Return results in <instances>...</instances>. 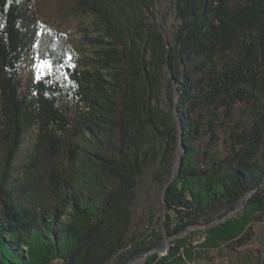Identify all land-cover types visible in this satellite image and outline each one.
<instances>
[{
	"label": "trees",
	"instance_id": "16d2710c",
	"mask_svg": "<svg viewBox=\"0 0 264 264\" xmlns=\"http://www.w3.org/2000/svg\"><path fill=\"white\" fill-rule=\"evenodd\" d=\"M136 1L139 22L118 19V0H66L67 12L93 18L91 51L78 54L34 0H0V264H257L240 248L264 217V0H171L170 34L160 0ZM30 54L52 75L22 89ZM150 162L157 179L171 176L164 254L160 236L127 237Z\"/></svg>",
	"mask_w": 264,
	"mask_h": 264
},
{
	"label": "rangeland",
	"instance_id": "374dc122",
	"mask_svg": "<svg viewBox=\"0 0 264 264\" xmlns=\"http://www.w3.org/2000/svg\"><path fill=\"white\" fill-rule=\"evenodd\" d=\"M36 13L39 20L56 31L64 34L71 45V48L78 54L89 53L90 46L85 39L86 31L83 28L92 27L93 18L87 15L74 16L71 12H67L66 0H34ZM118 19L120 21H128L130 17H134L139 22L141 16V4L136 0H118ZM171 0H160L157 2L159 19L158 23L164 32L172 33L176 27V19L171 9ZM47 62V67H41ZM52 68L48 61L37 59L34 55L24 57L21 61L20 81L22 89H28L30 85L37 80L50 78ZM56 78L59 81L67 82L66 74L63 69L56 71ZM69 85V84H68ZM163 106L168 113L175 114L172 103L164 96ZM35 129H31L23 138V142L19 148L15 158L13 173L21 174L23 164L27 161L32 152L34 144ZM159 172L157 162H150L144 169L142 175L137 179L135 188L132 191L130 200V224L127 237L135 241H153L159 236V246L156 248L160 254H164L171 246L173 237L166 233L163 222L167 221V216L174 221V212L166 209L163 201L164 187L171 178L169 172H162L157 179ZM238 210L242 209L243 203L240 202L236 206ZM237 210V211H238ZM236 211V212H237ZM254 236L250 243L242 248L250 249L259 257L257 264H264V224L256 222L253 224ZM198 233L191 234V240L197 241ZM260 244L262 246H260ZM136 258L127 264H141L142 260L136 261ZM135 261V262H134ZM217 264H228L225 259H219Z\"/></svg>",
	"mask_w": 264,
	"mask_h": 264
},
{
	"label": "water",
	"instance_id": "95a60500",
	"mask_svg": "<svg viewBox=\"0 0 264 264\" xmlns=\"http://www.w3.org/2000/svg\"><path fill=\"white\" fill-rule=\"evenodd\" d=\"M250 195V193L247 195V196H249ZM238 210V208H236V209H234V210H232L231 212H229L227 215H225L223 218H227V217H229L232 213H234V212H236ZM142 258H139V259H137L136 261H139V260H141ZM135 262V261H134Z\"/></svg>",
	"mask_w": 264,
	"mask_h": 264
},
{
	"label": "snow or ice",
	"instance_id": "6c2138e0",
	"mask_svg": "<svg viewBox=\"0 0 264 264\" xmlns=\"http://www.w3.org/2000/svg\"><path fill=\"white\" fill-rule=\"evenodd\" d=\"M47 62L44 63V65H42L41 67H47Z\"/></svg>",
	"mask_w": 264,
	"mask_h": 264
},
{
	"label": "built area",
	"instance_id": "2783aa9c",
	"mask_svg": "<svg viewBox=\"0 0 264 264\" xmlns=\"http://www.w3.org/2000/svg\"><path fill=\"white\" fill-rule=\"evenodd\" d=\"M261 223H262V224H264V217H263V219H262Z\"/></svg>",
	"mask_w": 264,
	"mask_h": 264
},
{
	"label": "bare ground",
	"instance_id": "6f19581e",
	"mask_svg": "<svg viewBox=\"0 0 264 264\" xmlns=\"http://www.w3.org/2000/svg\"><path fill=\"white\" fill-rule=\"evenodd\" d=\"M134 264V263H133Z\"/></svg>",
	"mask_w": 264,
	"mask_h": 264
}]
</instances>
